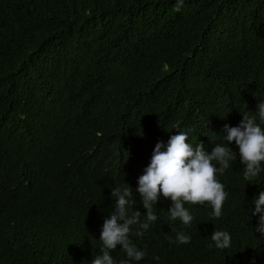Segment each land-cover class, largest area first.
I'll return each instance as SVG.
<instances>
[{"label":"trees","instance_id":"1","mask_svg":"<svg viewBox=\"0 0 264 264\" xmlns=\"http://www.w3.org/2000/svg\"><path fill=\"white\" fill-rule=\"evenodd\" d=\"M0 0V264H91L102 255L113 187L133 189L158 142L177 131L210 153L243 115L260 124L264 101V0ZM226 117V118H225ZM223 118V119H222ZM264 129V124H261ZM235 158L217 179L222 216L185 203L190 226L158 220L130 240L129 264H264L250 183ZM213 163L219 167L215 161ZM215 230L230 234L217 249ZM178 232L191 237L177 244ZM171 241V242H170ZM118 245L115 264L127 259ZM158 257V259H156Z\"/></svg>","mask_w":264,"mask_h":264},{"label":"clouds","instance_id":"2","mask_svg":"<svg viewBox=\"0 0 264 264\" xmlns=\"http://www.w3.org/2000/svg\"><path fill=\"white\" fill-rule=\"evenodd\" d=\"M184 0H177L175 11L179 12ZM260 124L254 116L243 115V120L238 127L225 124L223 136L225 144L217 143L210 153L206 152L202 144L195 147L188 143L191 129L177 131L171 135L165 145L158 142L153 150L150 164L144 174L138 178V188L143 207L147 210L144 221L141 222V212L133 211V189L126 186L113 187L111 196L114 198V209L110 218L104 220L100 239L102 255H96L91 264H115L111 252L122 246L127 259L120 264H129V261L142 260L146 251L140 250L130 240L131 226L139 225L135 235L141 237L152 223L158 220L153 211V206L161 199H170L172 202L169 220L179 219L185 226H190L193 216L185 208V203L193 205H209L213 209L211 215L215 218L222 216V208L227 198L224 185L216 178L217 173L223 175L230 167V161L235 158L234 152L228 145L231 142L239 148V158L245 165L243 178L249 183L261 172V162H264V101L257 105ZM226 118V117H225ZM223 119V118H222ZM215 161L219 167L213 163ZM252 203L254 210L251 215L259 214L256 232L264 236V191L254 197ZM211 239L217 249H227L231 244L230 234L223 230H215ZM191 237L184 232H178L175 243H190ZM171 242V241H170ZM158 259V257H156Z\"/></svg>","mask_w":264,"mask_h":264}]
</instances>
